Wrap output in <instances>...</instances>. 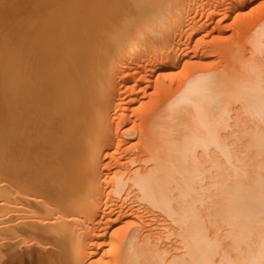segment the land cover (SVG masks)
I'll return each instance as SVG.
<instances>
[{
  "label": "bare ground",
  "instance_id": "6f19581e",
  "mask_svg": "<svg viewBox=\"0 0 264 264\" xmlns=\"http://www.w3.org/2000/svg\"><path fill=\"white\" fill-rule=\"evenodd\" d=\"M131 1L0 0V264H264V16L210 68L176 57L190 0ZM181 60L129 155L118 78Z\"/></svg>",
  "mask_w": 264,
  "mask_h": 264
},
{
  "label": "rangeland",
  "instance_id": "374dc122",
  "mask_svg": "<svg viewBox=\"0 0 264 264\" xmlns=\"http://www.w3.org/2000/svg\"><path fill=\"white\" fill-rule=\"evenodd\" d=\"M117 1H119V0H117ZM122 1H124L125 3H129L131 0L130 1L129 0H127V1L122 0ZM193 1H196L198 4L196 2H193ZM193 3H196V4H193ZM123 4L124 3H121V6ZM202 4H204V6ZM126 5H128V4H125L122 7H120L119 10H117L118 8L115 9L116 11L114 10V14H115L114 16L115 17L117 16V18H118V19L115 18L116 28L119 27V24L117 21H119L120 18H122L123 21H125L126 15H128V13H130L133 10L132 13H130V15H128L129 17L127 16L128 18H130L131 14L134 15L137 11V7H136V9H134L135 8L134 2L131 4V7H129L130 5L129 6H126ZM190 5L192 8H191V10L188 11V13H187L188 15L186 14L187 18L185 17V21H184V24H183L182 29H181L182 32L180 33V35H178L176 37L175 42H174V45L176 43L175 48L177 49L176 57L178 54L180 55V53H182L185 49H187L189 51V57L187 58V60H189L190 62L191 61L193 62L196 60H201V61H203V63H208V67H210V68H215V67L218 68L219 67L218 63L220 65L222 63L221 56L219 55V54H221L222 50L227 49L229 47H236L237 45H239V41H241L243 39L246 40L250 36V34L253 32L252 28H254V25L257 23V21H259L264 16V0H238V2H237V0H235V1L234 0H230V1L229 0H219V1L218 0H209V1H207V0H199V1L198 0H190ZM234 5L237 8L234 7V9L232 8V10H228L229 7L231 8ZM121 8L124 9L123 10L124 12H122L120 10ZM134 10H136V11L134 12ZM118 11H120V12L118 13ZM213 11H215V12H213ZM116 12L118 14H116ZM212 12L214 14H212ZM122 13L125 16L122 15ZM193 22H195V23H193ZM190 23H192V24H190ZM191 25H193V26H191ZM199 26H201V27H199ZM204 26H205V28H203ZM195 27L197 28V30ZM181 34H182V36H181ZM195 47L197 48V50ZM194 49H195V51L192 52V50H194ZM243 50H244V53L247 55H249V53L251 52L247 46ZM213 58H215V59L213 60ZM181 61H180L181 63L179 65H177V67L176 66L173 67V69L171 70V74H169L165 77L157 76V74H153L152 77L149 75L147 77L146 76L143 77L142 75L148 74L147 69H145L143 67L142 68L132 67V69H130L131 71L129 70L130 72L133 71L134 73H136L134 70L136 69V71H137L139 69L140 73H138L139 72V70H138V72H137L138 75H136L137 77L133 75L134 73L133 74L131 73L129 75V77H127V78H129V82L127 85H124V82H123L124 76L123 77L121 76L118 78V82H120V80H122V81L119 83V86H117V89H116L117 93L115 92L116 96L114 98L115 99L114 102L117 106L115 105L113 107V109H115V110H114V113L113 112L111 113L112 114L111 117H113V126L114 127H117V125H118V122H116L117 119H115V117L117 116V114L119 112H121L122 106L127 105L126 102L128 101V97L132 96L134 94V92H136V91L138 93V94L135 93V94H137V99L140 97L137 100L136 104L134 106H131V108L129 110L130 121L127 124H125V126H124V124H122V125H120L121 128L119 127L120 131L123 128H124V130L126 128L134 130V132H133L134 134L132 133L131 137L126 136V138H125L127 145L130 144L129 143L130 141L132 142L130 147H129V145L126 146V148H130V149L132 147V149L130 150L131 153L129 152V155H133L136 152V150L133 148V147H135L134 141L135 140L137 141L138 135L140 133L141 126H139V124L141 122H143V121H141V119L142 118L144 119L146 116L144 113L148 114L152 109H154L159 104V102L163 98L168 97L170 94L171 95L176 94L179 91V89L181 88V86H182L181 84L186 80L185 78H187V76L194 70V68H191V66H189V65H187L188 67L185 66L186 67V70H185V67L183 68L184 60H181ZM211 65H212V67H211ZM145 66H146V68L151 67V66L149 67V65H145ZM188 69H190V70L188 71ZM172 71H173V73H172ZM141 77H143L145 79L148 77L149 78L146 81L145 79H143ZM140 79H142V80H140ZM139 81H141V83ZM143 81H145V82H143ZM136 82H139V84H138V86H136V88H134L133 86ZM122 83H123V85H122ZM125 86L126 87L130 86V87L125 88ZM117 109H119V110H117ZM145 110H146V112H145ZM141 125H142V123H141ZM128 138H131V139H128ZM125 145H123V146H125ZM121 148H120V150L118 149L117 152H116V148H115V151L113 150L114 153L116 152L115 156L117 158L120 156L118 154H122L123 156H126L125 154H127L125 152L126 149L124 148L121 151ZM128 151H129V149H127V152ZM122 152H124V154ZM122 155H121V157H123Z\"/></svg>",
  "mask_w": 264,
  "mask_h": 264
}]
</instances>
